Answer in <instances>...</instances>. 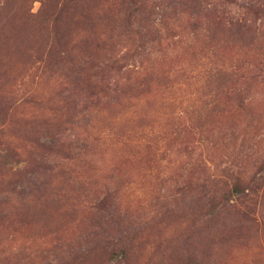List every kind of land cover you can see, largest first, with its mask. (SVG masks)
Here are the masks:
<instances>
[{"label":"rangeland","instance_id":"obj_1","mask_svg":"<svg viewBox=\"0 0 264 264\" xmlns=\"http://www.w3.org/2000/svg\"><path fill=\"white\" fill-rule=\"evenodd\" d=\"M63 1L0 0L52 41L48 69L0 49V264L134 222L62 264H264V0Z\"/></svg>","mask_w":264,"mask_h":264},{"label":"trees","instance_id":"obj_2","mask_svg":"<svg viewBox=\"0 0 264 264\" xmlns=\"http://www.w3.org/2000/svg\"><path fill=\"white\" fill-rule=\"evenodd\" d=\"M68 1L69 0L63 1L64 4L60 11L61 13L64 12ZM15 15H19V17H17L18 21L15 24L12 26H8L6 24L0 25V49L4 50L6 58L9 57L26 60L27 63H37L39 65H44V69H48L50 50L47 52H45V50L49 45L48 41H50V43H52V41L47 39L46 46L45 44L42 46V36L39 30L40 22L37 19L39 18L38 15H34L28 11L22 12L21 15V10L19 9ZM56 22L57 20H55V23ZM51 28L52 27L50 26L49 29L51 30ZM49 32L54 34L53 29ZM44 48L45 50H43ZM68 52L69 50H66L64 53L68 55ZM220 73H222V71H220ZM214 74H217V72ZM219 87L221 88L220 85ZM219 87L216 88V91L220 89ZM211 92H214V90ZM210 98H213V96H210ZM206 104L209 105V103ZM4 132L5 128L0 129V148L5 147V143L2 138ZM46 139L48 140L51 147L55 148V146H57L58 140L56 136H49ZM77 141L78 143H81L77 147H87L85 140L78 139ZM43 162L46 164L52 163L47 158H45ZM232 190L233 191L228 196H226L227 203L230 202V199L233 197L234 199L239 200V202H242V199L248 196L245 191L246 189L243 188L239 182L234 184ZM143 230L144 227H142V225L139 223H127L126 226H124V231L119 233L117 236H111L112 234L110 235L109 233L101 234L99 237L95 238L88 248L80 249L79 251H73L68 247L70 251H67V245H62L59 248L58 253L55 252L52 255L53 260H51V262H47V264H62L67 259L76 261L82 260L97 251H106L107 253L113 255H116L120 251L122 256H125L127 254L128 245H132L133 241H135V239L141 235Z\"/></svg>","mask_w":264,"mask_h":264}]
</instances>
